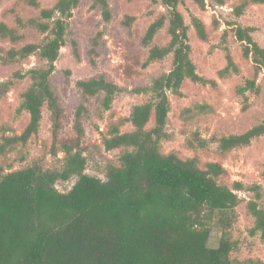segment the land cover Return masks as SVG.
Returning <instances> with one entry per match:
<instances>
[{
  "label": "trees",
  "instance_id": "obj_1",
  "mask_svg": "<svg viewBox=\"0 0 264 264\" xmlns=\"http://www.w3.org/2000/svg\"><path fill=\"white\" fill-rule=\"evenodd\" d=\"M80 1L56 0L52 6L43 7L40 0H22L38 12L36 16L24 19L13 6L8 11L14 14L15 23L0 21V39L12 44L8 48L0 45V66L21 62L31 55L46 62L26 71L16 70L10 78L0 80L1 101L18 81L30 79L28 87L20 92L17 108L18 112L29 114L28 123L20 134L5 137L1 150L16 143L26 144L38 135L46 107L53 134L52 151L56 154L66 110L52 75L66 45L71 46L75 59L81 60L79 42L70 38V20ZM192 1L205 7V0ZM161 4L165 11L147 26L141 39L148 48L142 67L169 55L172 66L150 84L131 90L146 95L145 101L131 107L126 118L132 129L121 131L116 126L103 138L107 150L121 149V165H110L106 180L87 174L86 158L81 152L72 153L68 143L62 144L67 157L61 170L44 168L38 161L9 172L0 165V264H264L251 258L231 259L234 244L227 236L236 218L235 208L244 200L239 192L249 191L252 197L246 207L254 218L250 234L264 240L263 185H244L238 180L231 185L220 183L219 178L228 174L221 161H208L201 167L197 156L182 158L162 151V142L171 137L166 129L171 95L182 96L187 80L212 87L217 80L201 75L192 58L190 30L193 28L199 39L207 41L206 23L190 11L191 21L186 22L179 9L185 0H161ZM255 4H264V0H240L234 5L233 14L240 17ZM89 9L99 10L105 22L113 18L109 0H91ZM135 19L127 14L123 24L130 30ZM214 22L218 26V21ZM228 26L242 46L243 57L251 59L254 66V75L236 87L245 111L250 107L247 92H259L257 78L264 71V46L254 39L253 26L236 22H229ZM27 28L45 37L40 42H25ZM163 28L169 40L156 43L155 36ZM102 38L103 30L90 38L87 55L93 67ZM220 43L226 64L217 75L226 78L239 74L227 30ZM64 72L68 75L71 70ZM76 86L81 98L75 110L74 128L81 137L85 134L83 119L89 102L95 99L102 115L125 88L104 73L80 79ZM151 121L153 125L148 127ZM262 135L264 119L242 132L209 139L195 132L187 144L192 149L205 150L210 143H216L215 151L223 157L250 146ZM73 175L76 180L70 190L56 188L58 180H68ZM261 175L264 179V168ZM215 226L222 229V239L212 247L208 241Z\"/></svg>",
  "mask_w": 264,
  "mask_h": 264
},
{
  "label": "rangeland",
  "instance_id": "obj_2",
  "mask_svg": "<svg viewBox=\"0 0 264 264\" xmlns=\"http://www.w3.org/2000/svg\"><path fill=\"white\" fill-rule=\"evenodd\" d=\"M40 1L43 7H49L56 0ZM239 1L224 0L220 3L219 0H205V7L201 8L192 0H185V4L179 6L187 23L191 21L189 13L192 12L207 25L209 33L207 41L199 39L193 28L190 30L192 58L198 72L206 77L215 78L217 85L212 87L187 80L182 86V96L171 95L172 106L166 126L171 137L164 140L161 147L164 153L174 152L182 158L197 156L201 167H205L208 161H221L228 174L219 178L220 183L231 185L233 181L238 180L244 185L261 183L264 188V179L261 175L264 168V135L253 140L250 146L232 150L223 157L215 151L216 143H210L205 150L192 149L187 144L188 138L193 137L195 132L209 139L213 135L242 132L264 119V71L260 72L257 78L259 92H247L250 107L243 111V98L236 92V87L242 84L245 78L254 75V66L251 59L243 57L242 46L228 26L229 22L253 26L254 39L264 46V4L251 5L242 16L236 17L233 14V7ZM109 3L113 11L110 22L102 20L99 10L89 9L91 0H81L70 20V38L78 40L81 60H76L71 46L66 45L61 49L60 57L55 63L56 71L52 75V81L61 95L66 110L56 154L52 151L53 134L49 112L45 107L38 135L31 137L26 144L16 143L5 150L0 149V165L5 172L23 168L35 161L42 163L44 168L61 170L67 157L62 147L63 143L69 144L72 153L81 152L86 158L87 174L102 180L107 179L110 165H121V149L107 150L103 138L116 126L121 131L132 129L131 123L127 122L126 118L130 114L131 107L145 101L146 95L131 90L148 85L154 77L169 71L172 66V55L142 67L148 55V48L142 45L141 39L147 26L165 11L161 0H109ZM13 6L16 13L24 19L36 16L38 13L22 0H0V21L5 20L11 25L15 23L14 14L8 11ZM127 14L136 17L130 30L123 24ZM214 20L218 21V26ZM99 30H103V38L98 46L97 64L93 67L88 62L87 54L91 47L90 38ZM226 30L228 45L241 71L239 74L220 78L217 72L226 64L220 42ZM25 33V42H40L45 37V34L33 28L25 29ZM168 40L166 28L160 30L154 39L160 44H165ZM0 45L8 48L12 44L0 39ZM21 45L22 43L18 46ZM45 64L46 62L38 56L31 55L21 62L0 66V80L10 78L16 70L26 71L33 66ZM65 69H70L71 73L67 75ZM98 73H104L109 80L125 90L116 95L112 107L102 115L98 103L92 99L88 104L89 111L83 119L85 134L78 137L74 123L81 91L76 86V82ZM29 84V78L18 81L0 101V145L5 137L20 134L28 123L29 114L25 111L18 112L17 108L20 104V92ZM152 125L153 121L148 127ZM75 180L76 176L73 175L68 180H58L55 186L60 191H68ZM239 195L244 200L235 208L236 218L227 234L234 244L230 258L233 260L251 258L264 262V240L259 235L250 234L254 218L247 211L246 202L252 197V193L242 191ZM221 239L222 229L215 226L208 244L215 247Z\"/></svg>",
  "mask_w": 264,
  "mask_h": 264
}]
</instances>
